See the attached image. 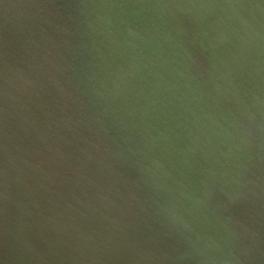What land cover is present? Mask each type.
Segmentation results:
<instances>
[{
  "label": "water",
  "instance_id": "95a60500",
  "mask_svg": "<svg viewBox=\"0 0 264 264\" xmlns=\"http://www.w3.org/2000/svg\"><path fill=\"white\" fill-rule=\"evenodd\" d=\"M0 264H264V0H0Z\"/></svg>",
  "mask_w": 264,
  "mask_h": 264
}]
</instances>
